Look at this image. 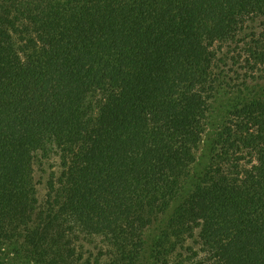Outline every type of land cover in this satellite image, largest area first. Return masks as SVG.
I'll use <instances>...</instances> for the list:
<instances>
[{
    "label": "trees",
    "instance_id": "trees-1",
    "mask_svg": "<svg viewBox=\"0 0 264 264\" xmlns=\"http://www.w3.org/2000/svg\"><path fill=\"white\" fill-rule=\"evenodd\" d=\"M0 264H264V0H0Z\"/></svg>",
    "mask_w": 264,
    "mask_h": 264
},
{
    "label": "rangeland",
    "instance_id": "rangeland-1",
    "mask_svg": "<svg viewBox=\"0 0 264 264\" xmlns=\"http://www.w3.org/2000/svg\"><path fill=\"white\" fill-rule=\"evenodd\" d=\"M234 48H235L234 45H232V48L226 47V48H224L222 51H225V49H228V50L232 51ZM226 51H227V50H226ZM233 52L236 53V51H233ZM235 82H236V81H233V80H232V83H235ZM40 174H41V171L39 170V171L37 172V178H39V175H40ZM46 176H47V175H46ZM46 176H44V177H46ZM38 188H39V195H40V196L46 194L45 182H40V183H38ZM96 241H97V242L99 241V243H100V240H99V239H97ZM85 243H86V246H87L86 248H88V250H89V249H94L95 252L98 251V249H95V248H94V242H93V243H90V242H88V240H87Z\"/></svg>",
    "mask_w": 264,
    "mask_h": 264
}]
</instances>
